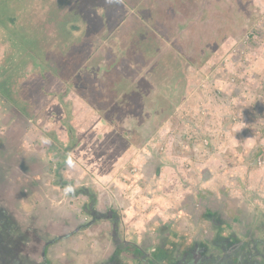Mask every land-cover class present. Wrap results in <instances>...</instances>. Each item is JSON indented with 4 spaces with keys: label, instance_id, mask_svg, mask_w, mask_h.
<instances>
[{
    "label": "rangeland",
    "instance_id": "374dc122",
    "mask_svg": "<svg viewBox=\"0 0 264 264\" xmlns=\"http://www.w3.org/2000/svg\"><path fill=\"white\" fill-rule=\"evenodd\" d=\"M212 1L204 2L209 10L203 20L198 17L200 0L181 7L177 0L173 5L168 0L4 3L0 73L8 75L6 68L25 60L30 66L13 84L15 89L25 85L28 95L17 103L48 107L43 117H37V107L24 116L0 96V143L18 147L16 155L24 149L45 160L49 171L42 177L52 206L61 205L82 220L83 202L100 210L111 206L121 217L120 235L136 242L158 227L189 233L207 228L210 224L201 212L209 206H219L229 217L252 214L256 222H264V195L246 182L234 190L219 182L207 186L193 176L194 163L209 156L212 134L226 130L240 137L231 147L234 158L250 153L253 166L264 167V44H254L250 23L257 10L244 6L248 0H223L225 5ZM239 2L247 27L229 20L238 14L227 10ZM150 4L158 11L157 19L150 11L141 18L139 11ZM150 21L160 23L158 31L152 33ZM229 38L227 47L220 48ZM163 54L178 62L171 82L158 60ZM115 71L150 81L147 96L132 99L142 111L130 109L127 102L115 103L117 95L104 84L105 75ZM29 81L35 86L28 90ZM142 86L147 87L144 81ZM97 97L105 101L102 111L91 102ZM243 128L250 135L244 136ZM164 165L170 170L165 176ZM57 181L66 184L54 195ZM106 225L75 234L70 250L57 245L60 263L95 264L103 257Z\"/></svg>",
    "mask_w": 264,
    "mask_h": 264
},
{
    "label": "flooded vegetation",
    "instance_id": "af4514ba",
    "mask_svg": "<svg viewBox=\"0 0 264 264\" xmlns=\"http://www.w3.org/2000/svg\"><path fill=\"white\" fill-rule=\"evenodd\" d=\"M14 148L0 143V264H66L69 260L57 259V247L70 250L75 234L105 223L108 239L95 264H264V222H256L252 214L229 217L219 206H209L201 212L207 228L189 233L158 227L136 242L120 235L121 217L111 206L100 210L83 202L80 211L86 220L52 206L42 177L49 171L45 160L24 149L16 155ZM57 184L54 195L66 182ZM230 220L240 225L234 228Z\"/></svg>",
    "mask_w": 264,
    "mask_h": 264
},
{
    "label": "crops",
    "instance_id": "0c3cea01",
    "mask_svg": "<svg viewBox=\"0 0 264 264\" xmlns=\"http://www.w3.org/2000/svg\"><path fill=\"white\" fill-rule=\"evenodd\" d=\"M151 2V0H149ZM157 1V0H153ZM164 1V0H162ZM167 1V0H166ZM172 5L174 0H168ZM178 1V0H177ZM184 2H179V7L181 6H187L188 3ZM192 1V0H191ZM210 1V0H209ZM218 1V0H217ZM221 0V3L223 5L227 4L225 1ZM238 1V0H235ZM241 1V0H240ZM249 1V2H248ZM245 1L244 6L252 5L254 8L257 10V16L256 18L250 22L252 27H254V31L252 34V39L254 40V44H258L261 42L264 44V36H257L259 33H264V0H248ZM202 2V3H201ZM205 0H200V3L203 4V7L206 5L204 3ZM211 2H213L211 0ZM210 3V2H209ZM155 4V3H154ZM156 5V4H155ZM151 6V7H150ZM148 9H143V12H148L149 8H154L152 4H150ZM236 6V5H235ZM170 8V7H169ZM235 8V13H237V17L229 20H238L240 23V26L247 27L248 24H244L243 20L244 16H240V12L242 11V3L239 2L237 4V7ZM245 9V7H244ZM152 10V9H151ZM157 10V9H156ZM166 12H175L172 8L171 9H164ZM158 12V11H157ZM260 14V15H259ZM173 15V14H171ZM160 16V15H159ZM157 19V18H156ZM161 19V17H160ZM164 19V18H163ZM248 23V21H247ZM156 27L159 29L160 23L157 24L155 23ZM250 25V24H249ZM254 25V26H253ZM252 30V29H251ZM252 32V31H250ZM158 34V33H157ZM160 35V34H159ZM232 39V37H230ZM227 39L223 41L222 45L220 48L225 49L227 47L228 42L232 41L231 39ZM187 121L191 124V119H187ZM197 122V120H194ZM192 122L193 125L197 128V123ZM235 126H232V129H235ZM247 129L243 128L241 132L243 133L244 136L247 134L245 132ZM232 130H226V132L223 134H212L213 138L212 140V149L209 153V156L206 160H203L202 162H195V170L197 175H193L196 177L195 180L199 181L200 179L202 184H205L207 186H210V183L214 182H219L222 184L223 187L229 188L230 186L234 187L235 189L236 186L244 185L242 184L243 182L247 183L248 187H251L252 189L256 190L257 192H261V194L264 195V167H257L253 166V164L250 162L251 155L248 153L246 157L243 158H234L231 154V147L238 145L240 141V137L236 135L235 133L231 132ZM249 135L250 133L247 132ZM248 135V136H249ZM260 137H258L259 139ZM257 140V137H255ZM259 141H261L259 139ZM262 143V141H261ZM263 144V143H262ZM264 146V144H263ZM170 168L172 169L171 165ZM167 172H170L168 169L167 165L162 166L161 173L163 176L167 174ZM190 177V175H188ZM178 178V176H177ZM203 178V179H202ZM161 180V179H160ZM162 181V180H161ZM244 210V208H241ZM245 211V210H244Z\"/></svg>",
    "mask_w": 264,
    "mask_h": 264
},
{
    "label": "trees",
    "instance_id": "16d2710c",
    "mask_svg": "<svg viewBox=\"0 0 264 264\" xmlns=\"http://www.w3.org/2000/svg\"><path fill=\"white\" fill-rule=\"evenodd\" d=\"M7 1L8 0H0V13L5 11L4 3H6ZM178 1L179 2H184V0H178ZM190 1L191 0L185 1V3H189ZM225 2H227V1H225ZM151 9H149L150 14L153 15V19H156L158 17L157 11L154 8H151ZM208 10L209 9L207 8L206 5L204 7H202V9L200 8V12L201 13L198 16L199 20H203L204 16L207 17ZM231 10H232L231 13H235V8L229 9L227 11H231ZM139 14H140L141 18H144V19H145V17L147 18V16H145L144 12L139 11ZM228 17H230V15ZM167 18H169V16H167ZM149 24H151V28H153L152 29V33H153L154 29L157 30L156 25H154L155 23L150 21ZM148 27H149V25H148ZM66 33L68 35H70V33H72V32L71 31L68 32L66 30ZM5 34L3 33V30L1 29V26H0V35L4 36ZM158 60L161 63L162 68H164L166 66L164 72L168 73L169 76L171 77L169 79V81L171 82V80H174L173 73H175L178 70V62L172 56H170V54L169 55L168 54L160 55ZM159 62H157L156 64H159ZM14 64H16V65H14ZM14 64L13 65L11 64V66H9L8 69L6 68V70L8 71V75H7V72L5 74H3V75H2V73H0V96H3L7 100L11 101L18 108V111L24 116H25V114H26V116H28L29 113L31 114L34 111H36L35 109L37 107L38 113H40V114H37V117L38 116L39 117H43L42 115L44 113H46L45 111H47V107H48L47 105L42 106V105H39L37 103L34 104L33 102H32V105H30L29 102H28V104H27V102H23L22 104H18L17 103V100L26 99L28 94H27V92L25 90L26 89L25 85H24L25 87L24 86H20L19 88L15 89L13 83L15 82V80L17 78L22 76V74H24L27 71V69H28V67L30 65L27 64V62L25 60H22V62H20V63L17 62V63H14ZM31 67H33V65ZM169 69H172L174 72H167V70H169ZM106 71L107 70H105V72ZM107 73H109V72H107ZM14 78H15V80L13 81ZM143 81H144V84L147 85V87H143L142 86ZM166 81H168V80H166ZM31 82H33V81H31ZM31 82L29 81V83H28V85H29V86H27L28 90H29V88L31 86L33 88L35 86V85L33 86V83H31ZM104 84L107 86V90L109 88V93L112 96L113 95H117V99L115 100V103L117 102V104L119 106H121L123 104L125 105V103L127 102L128 107L130 109L137 110V111H142V109L139 110L140 107L138 108V105H136V103L132 104V99H133L134 95H137L136 97H142V96H145V95L147 96V93H148L149 88H150V81L149 82L145 81V79L142 76L135 80V76L133 74L131 76L127 77L121 71H117V72L115 71L114 73H110L108 75H105ZM15 86H16V84H15ZM126 86H128V87H126ZM145 89H146V91H145ZM104 95L106 97L105 93H104ZM101 99L102 98L97 97V99L95 98V100L91 101L95 105V108L100 110V111H102V109L105 106L104 105L105 101L103 99L102 100ZM97 103H99V105ZM88 104L91 105L90 102H88ZM167 104H168L169 108L171 109L172 105L170 103H167Z\"/></svg>",
    "mask_w": 264,
    "mask_h": 264
}]
</instances>
